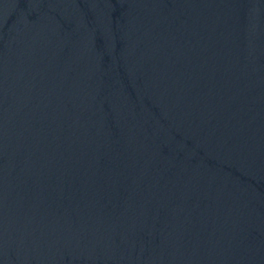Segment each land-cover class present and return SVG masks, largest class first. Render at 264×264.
Instances as JSON below:
<instances>
[{"label": "water", "instance_id": "1", "mask_svg": "<svg viewBox=\"0 0 264 264\" xmlns=\"http://www.w3.org/2000/svg\"><path fill=\"white\" fill-rule=\"evenodd\" d=\"M0 264H264V0H0Z\"/></svg>", "mask_w": 264, "mask_h": 264}]
</instances>
